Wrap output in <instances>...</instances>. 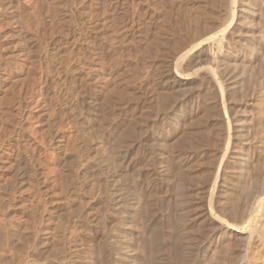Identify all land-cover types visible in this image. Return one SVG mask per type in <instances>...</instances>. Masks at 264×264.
Masks as SVG:
<instances>
[{"label": "rangeland", "instance_id": "rangeland-1", "mask_svg": "<svg viewBox=\"0 0 264 264\" xmlns=\"http://www.w3.org/2000/svg\"><path fill=\"white\" fill-rule=\"evenodd\" d=\"M196 1L197 0H187V2L186 0H0V264H65V262L66 264H72L73 259L71 258L79 259L80 264H108L110 262L111 250L107 242L110 239L109 235L113 236L112 230H114V227L117 225L114 224L115 222L117 223V216H115L112 203L109 201L110 199H105V196H108V187L105 183L106 181L103 179L105 175L103 172V174L97 173L101 172L99 168L101 159L99 153L94 151L92 147L97 140L95 135L97 133L93 132H97V130L101 128L100 126L102 125L103 127L104 125V129L102 128L103 132L104 134H108L110 131L111 134H108L109 138L108 135L106 137L111 141L113 138L112 134L115 137L117 136L116 133L120 134L122 131L124 134V132H126V127L124 125L129 122L130 124H126V126H128L126 130H129L128 133L133 131L131 135L138 136V131L135 132V129H138V124L136 123L139 119L137 121L134 115L139 114L138 111L141 109L142 105L149 104L145 101L149 99L152 102L155 101L154 98L150 96L154 97V95H156L155 90L158 91L161 78L158 76H161L162 74L160 73L163 71L159 69H163L161 65L166 57L165 52L167 48L164 47V45L162 46V43L159 44V40L162 39L163 44L166 42L163 39L165 38L167 42L169 40L173 41L172 44L177 42L174 43L176 46L177 44L189 46L190 42H186L188 40L190 41L189 35L184 34L187 33V30H185L186 24H184V18L191 7L197 6V3H195ZM201 1L208 2L210 0ZM185 6L189 9L187 10ZM52 7L56 10H53ZM54 11H56V13ZM177 14L179 15L177 16ZM182 15H184V17ZM179 35L181 36L178 37ZM171 41H169L170 43L168 42L169 45ZM167 42L165 44H167ZM58 45L62 46V49L65 51V56L67 55V61L66 57L64 59L63 70L67 73L66 77L68 79H66L64 83L58 78L59 72L54 68L53 62V60L55 61V48ZM157 46H159V48H157ZM176 46L174 45V47ZM151 47L156 50L159 49V51L156 52L157 54L152 51L154 49ZM19 51H21V53ZM162 54L164 55L163 57L161 56ZM150 55L154 56V58ZM154 66H156V68ZM148 71L151 72L148 73ZM185 73H188V71H185ZM156 78L159 79V81ZM152 88L153 90L155 89L154 93L150 92ZM68 90L70 92L74 91L71 92V96ZM73 95L77 96L75 98L78 101H76L78 103L80 102L75 107L69 104ZM205 100L206 99H203L200 95L193 98L192 102L195 103L191 102L189 107L193 104V107L196 108L195 110L193 108L195 116H192V120L194 123L190 125L192 121L189 120L191 119L187 120L189 124L185 122L188 126L184 127L186 128V132L183 130V135L185 137L182 135L183 138H179L182 134V132H180L176 139L179 141L174 142H178L177 144L179 145L180 143L182 146L188 145L190 140L198 138V136H200V139H203L200 141L198 138V142L196 139V142L194 141L197 143H194L195 146L198 145V147L194 149V151L196 150V155L195 161L193 160L194 164L191 162L193 165L191 164V169H189L190 173L188 172L190 164L189 167H184V170H180V174L184 176L182 178L186 182H182L181 175L178 174L176 170L177 174L180 175L178 176V181L181 179V182L184 184L180 185L181 182H178V184L182 186L179 187L180 189L178 187L176 188V185H178L176 182L175 189L172 187L173 189L171 188L165 192L164 190L166 187L164 181H156L155 184H153L154 186L156 185L155 187L153 186L154 189L151 188L152 193H148L151 197L148 196L147 198V202H149L148 199H153L151 200L153 206H150L152 203L149 202L151 204L149 206L145 205V207L148 206V208L144 207V209H148L150 212L144 209L142 212L144 217H146L145 213L149 215L145 220L142 216L141 223L145 221V225L143 226H149V228L146 226L145 230L148 231V229L150 230L153 227L152 230H150L153 232L144 231L143 233L146 234L141 232L143 234L142 238L140 236L143 240L142 242L148 239V247H146L145 242L142 243L143 246L145 245L143 248H146L148 253L150 252L149 249L152 250L153 248L154 250L157 248V254H159V250L163 251L162 253L160 251L162 257L160 254V257L155 255L154 250L150 253L152 257L156 256L153 258L157 260L158 263V260H160L159 264H170L169 259H171V255L170 258L168 257L172 247V241L170 242L172 238L170 237L172 236V232L177 230L176 227H178V230L181 227L186 230L187 223L184 220L188 217L185 218V216H196L197 222L201 220V212L198 213L199 210H194L190 205H186L185 191L188 190V184L190 185L191 183V180H189L190 177L192 183L189 188L197 187L196 189L201 192L200 190H202V186H204L203 182L207 180V178H203L202 180V177H209V171L211 169L213 170L217 162L216 154L218 155L221 150L220 146H222V144H220V141H222L224 129L222 125L225 127L223 110L221 106L217 107V111H215L216 107L212 110L211 105H208V100H206L207 102ZM151 101L150 103H152ZM228 101L229 104L232 103V94H230ZM205 102L207 104H205ZM225 103L227 105V101ZM85 106H87L86 108L88 110ZM208 106H210L211 110ZM71 107H73V109ZM206 107H208V109ZM132 109L134 111H132ZM204 110H209L211 112L204 113ZM219 111L221 112V117H218V115H220ZM130 112H132L131 115ZM212 112L213 114L216 112L218 113L217 115H213ZM126 113H128V115ZM203 114H207V116ZM113 115L116 116L113 117ZM124 115L126 116L124 117ZM211 115L214 117H211ZM127 116H130V118L132 117V120L135 119V122L131 123L132 120L130 122ZM200 116L202 117L201 121ZM213 118H215V120ZM217 118L219 119L217 120ZM103 119L107 120L104 121ZM197 120L199 124L196 122ZM128 124L131 128H129L130 126ZM110 126L111 129H109ZM133 127H135V129ZM102 129H100V131ZM114 129L116 130L115 133L113 131ZM197 129L198 131L196 132L195 130ZM217 129L219 131L221 130V138L218 137L216 133L218 132L216 131ZM117 130L121 131L118 132ZM212 132L217 135V140L211 135ZM190 133L192 138L187 140ZM195 133H197V137L194 138L193 136H196ZM120 135L113 139H119ZM210 137H212V141H217H215L216 143L213 141L217 148L214 146L213 142H211L213 145L208 142V139L210 141ZM123 138L125 137L122 136L119 141L121 139L123 140ZM119 141H113V143ZM180 141H182V143ZM117 144L118 143H116V145ZM177 144L176 146H178ZM194 144L192 145V149L194 148ZM199 146H201V148ZM213 146L214 148L212 149L211 147ZM205 158H207L206 161L208 166L206 161H204ZM94 166L96 167L94 168ZM175 167L176 165H172L173 169ZM81 169L84 171L82 172ZM206 170L208 172H206ZM203 171L205 172L203 173ZM93 172H96V175ZM189 174L194 178L189 176ZM204 174L205 176H203ZM75 175L77 176L74 177ZM82 179H84V182H82ZM186 183H188L187 189L184 191L183 187ZM98 184H100L99 187ZM103 186H105V188ZM99 188H104L102 189L104 191ZM151 190L149 191L151 192ZM175 190L178 192H174ZM179 191L182 192L180 193L182 195L178 194ZM153 194L155 198H153ZM179 195L180 197L177 199ZM159 200H161L162 203ZM105 203L106 205H104ZM187 207L192 209H187L186 212L184 208ZM151 208H153V211ZM222 208H216V216L225 215L224 207ZM220 210L223 211L220 213ZM95 216L96 218L99 217L97 221L92 218ZM159 217L161 221H159ZM56 220L58 221L55 222ZM92 221L94 223H92ZM172 221L175 222L172 223ZM62 224H65V226ZM168 224L171 227H175L171 228ZM157 225L159 226L156 227ZM54 227L55 231L51 232L52 229L54 230ZM43 228L46 229L45 232H43ZM182 228L180 230L183 237L181 233L180 235L183 239L181 237L180 239L181 241L183 240L181 245L184 247L183 232L185 230ZM197 229L200 230L199 227ZM168 232L171 233L170 237V233ZM150 235H152V237H150ZM156 235L158 236V238L156 237L157 240L155 239ZM41 236L48 238L44 237V241L47 242L43 241V243L47 247L50 246L48 248L49 250L46 249V246L44 247V244L38 239ZM163 239H169V244L166 243L167 240L165 242ZM154 241L157 242L155 243ZM160 242L162 244H160ZM153 243H155V246L158 243L156 248ZM38 244L42 245L39 246ZM70 244L73 246L71 247ZM165 244L167 245L165 246ZM168 245H171V247H167ZM158 246H165L164 249L167 251L169 249L170 252L168 251V253H166L167 251L164 252V250L161 247L160 249ZM39 249L44 252L46 251V254L43 251L40 252ZM108 250L110 255L107 253ZM143 251L140 250L137 256L141 258L142 254V258H144L146 251ZM42 252L43 254H41ZM163 254L166 255L168 260H166L167 258ZM185 255L186 252L184 249L183 251L181 250L180 264H185ZM108 256L110 258H108ZM139 257H137L135 263L138 262L142 264V259L139 260ZM147 257L148 256H145L143 260L144 264L149 263V260L145 261V259H148ZM60 258L63 260L59 261ZM76 259L75 261L73 260L74 264L75 262L77 264ZM67 260L70 262L68 263ZM153 260L150 259L149 264H152L154 262ZM157 262L155 261V264H158ZM109 264H111V262Z\"/></svg>", "mask_w": 264, "mask_h": 264}, {"label": "bare ground", "instance_id": "bare-ground-1", "mask_svg": "<svg viewBox=\"0 0 264 264\" xmlns=\"http://www.w3.org/2000/svg\"><path fill=\"white\" fill-rule=\"evenodd\" d=\"M186 2H187V0H186ZM23 3H26V2H23ZM195 3H197V6L194 7L192 4L193 7H191L190 9L188 8L189 11H188L186 17L184 18L185 21L183 20L185 22L184 24H186L185 30H187V33H184V34L189 35V38H190V41L189 40L186 41V42H190L189 46H184L183 44L182 45L177 44V46L178 45L180 46V48H179V46L177 47L176 44H174L177 42L173 43L176 46V47H174V45L172 44L173 41H171V40H169V41H171L172 45L171 44L169 45L168 44L169 41L167 42V40L165 38H163V39L167 42V44H165L166 42L163 44L162 39L159 40V44L162 43L161 45L162 46L164 45V47L167 48V50L165 52L166 57H165V59L163 58L164 62H162L160 60L162 62L161 68H163V69H159V70H163V71H161L162 73L158 72V73L162 74L161 76L157 75L159 78L160 77L161 78H160L158 91H156L154 89L156 95H154V97L150 96V97L154 98L155 101L152 102L148 98L149 100H147L145 102H148L149 104H145L142 106L140 104L141 109L140 110L138 109L139 114L134 115V116H136L135 119H137V121L139 119L138 122L136 121L137 122L136 124H138V126L137 125L136 126L139 130L135 129V127H133L135 129V132H137V131L140 132V133L137 132L138 136H135L133 134L131 135V132L133 133V131H130V133H128L129 130H126L128 128V126H126V124L129 122H127L124 125L126 127V129H125L126 132H124L125 135L123 134V132L121 130H119L122 132V134H121V132H120V134L125 137V138H123V140L121 139L119 141V139L122 138V136L118 133H116L117 136H115V137H118V135H120L119 136L120 138L119 139L116 138L114 140L113 138H115V137L112 134L113 141H119V142H116V143H118L117 145H116V143H113L112 139H111V141L108 140V138H109L108 134H111L110 131L108 134H104V132H103L104 125H103V127L101 125L100 126L101 128H99L98 129L99 131L97 130V132H93L91 129V131L93 133H97V134H95L97 137V140L94 142L92 147H93L94 151L99 153V156L101 159V161L99 163V168H100L101 172H97V173H101V174L104 173V175H105V176L103 175L104 176L103 179L106 181L105 183L108 187V189H107L108 190V196L106 195L105 199L106 198H108L107 200L110 199L109 201H111V203H112V206H113V209L115 212V216H117V219H116L117 223L114 221L115 222L114 224H117V225H116V227H114L115 229L112 230L113 236L109 235L110 239L107 242V243H109V247L111 250L110 251L111 252V260H110L111 264H139L138 262L135 263L137 257H139V256H137L139 254V251L140 250L143 251L144 249L145 250L143 252L146 251V248H143V247L145 245H146V247H148L147 246V244H148L147 240L148 239L145 238L146 241L142 242L143 240L141 238H142L143 234H146V233H143L144 231H146L145 230L146 226L148 228H149V226L146 225L144 227L143 225H145V221H144V223H141V220H142V216H143L142 212H143L145 205L149 206L152 203L151 200H153V199H150V200L148 199V201L151 202V203H149V202H147V198H148V196L151 197L150 195H148V193H150V194L152 193L151 188H153V186H154L153 184H155V182L158 180H163L164 185L166 187L164 191L167 192V190L171 189L172 187H174V189H175V185H176L175 183L177 182V184H178V182H181V179L183 180L182 182H186L182 178L184 176L180 174V170L183 169L184 167L185 168L189 167V164H190V167L188 168V172L190 173L189 169H191V166L194 164L193 160L195 159V155H196V153H195L196 150L194 151V149L196 147H198V145L195 146V144H197L195 142L198 140V138L200 136H198V138H195V137H197V133H195L196 136H193V137L196 139V141H195V139L190 140L191 142L193 141L192 142L193 144L195 143L193 146L194 147L193 149H192L193 144L190 141H189L190 145L188 142V145H182V146L180 145V143L178 145L177 144L178 142L177 143H174V142L179 141L176 139H177L180 132H182V134L179 138L185 137L183 135L184 134L183 130H185V132H186V128H184V127L188 126V125H186L188 123L187 120L191 119V120H189V121H192V122H190V125H191V123H194V121L192 120V116L195 113V112H193L194 107H193V104L189 107V104L193 101V98L197 95H200L203 99L208 100V105H211L212 110L216 107L215 111H217L216 110L217 107H219V106L222 107L223 117L225 118V121H224L225 127H224V125H222L224 129L221 128V129H223V136L221 134V130L220 131L218 129L216 130V131H218V132H216L218 137L221 138V136H222V141L219 140L220 144H222V146H220L221 150L218 153L219 156L216 154V156L218 158L216 157L217 162L215 163L216 164L215 167L213 168V170L211 169L212 171L209 169L210 170L209 171V174H210L209 177L208 176L202 177V180H203V178H207V180L208 179L209 180L208 181L206 180V182L204 181L206 184L203 182L204 186H202V190H200L201 192H199L196 189L197 187L194 188L192 186L193 188H189L191 183H192V179H190V177H189V180H191L190 185L188 183H186V185L183 187V190L185 191V189H187V184H188V190L185 191L186 195L183 194V195H185V198H186L185 199L186 205H190L194 210H199L198 213L201 212V214L204 216L201 215V218L199 217L201 219L199 222H197L196 216H185V218L188 217L186 220H184L187 223V228L185 230L184 228L181 227L183 230H185L183 232L184 233V242H183L184 247H182V245H181L183 240L181 241V239H180V237H181L180 233L182 234V232L180 230L181 228L179 229L180 230V232H179L178 227H176L177 230L175 229L176 231L172 232V236H171V233L168 232V233H170L169 237L171 236L170 238H172V240H170V242L172 241V247H171V245L167 246V247H171V249H170L171 252L168 249V251L170 252L168 257L170 258V255H171V259H169L170 260L169 262H170V264H180L181 250L183 251V249H184V251L186 252L185 264H264V0H210L208 2L197 0ZM188 7H190V6H188ZM52 9L54 10L55 8L52 7ZM186 9H187V7H186ZM173 11H175V10H173ZM54 12L56 13V11H54ZM164 13H166V12H164ZM178 15L179 14H177V16ZM180 16H181V14H180ZM182 16L184 17V15H182ZM166 19H167V17H166ZM175 22H177V21H175ZM184 24H183V27H184ZM178 29H179V27H178ZM163 31H164V28H163ZM180 36L181 35H179L178 37H180ZM176 40H179V39H176ZM186 40H187V37H186ZM174 41H175V38H174ZM180 42H181V40H180ZM146 44H147V42H146ZM153 46H155V45H153ZM182 46H184V47H182ZM151 48H153V47H151ZM157 48H159V46H157ZM154 50H152V51L155 53L159 51V49L158 50L154 49ZM160 51H161V49H160ZM19 52L21 53V51H19ZM149 52H150V50H149ZM151 54L154 55L153 53H151ZM54 55H55V61L53 60L54 68L56 69V71L59 72V76L57 74L58 78H60V81L62 80L64 83L66 81V79H68L66 77L67 73H65L63 70L64 59L67 55L65 56V51L62 49V46H59V45L55 48V54ZM152 55H150V56H152ZM161 56L163 57L164 55L162 54ZM161 56H160V58H161ZM152 57L154 58V56H152ZM153 58H151V59H153ZM158 59H159V57H158ZM66 61H67V57H66ZM157 66H159V65H157ZM144 67H146V66H144ZM154 67L156 68V66H154ZM148 70H149V68H148ZM185 71H188V73H185ZM150 72L151 71H148V73H150ZM55 73H57V72H55ZM152 73H154V72H152ZM147 78H148V75H147ZM157 80L159 81V79H157ZM152 81H154V80H152ZM152 85H153V83H152ZM148 86H149V83H148ZM154 87L156 88L155 85H154ZM69 88H67V89H69ZM153 88H152V90H153ZM81 89H82V87H81ZM152 90L150 92L154 93V90L153 91ZM68 92H70V91L68 90ZM71 92H74V91H71ZM71 92H70V96L72 94ZM150 92H149V94H150ZM230 94L233 95V101H231L232 103L229 104L228 100H229ZM74 95H76V94H74ZM74 95L70 99L69 104L71 106L75 107L80 102L79 103L77 102L78 100L75 98L77 96H74ZM225 99L227 101V105L225 103L226 102ZM82 100H84V99H82ZM150 101L152 103H150ZM93 102H94V100H93ZM201 102H204V101H201ZM206 102H205V104H207ZM192 103H195V102H192ZM86 107L87 106H85V108ZM208 107L210 108V106H208ZM208 107H206V108L208 109ZM71 108L73 109V107H71ZM77 109H79V108H77ZM133 109H136V108H133ZM133 109H132V111H134ZM195 109L196 108H194V110ZM210 110H211V108H210ZM207 112H211V111L207 110L204 113H207ZM118 113H119V111H118ZM128 113H129V111H128ZM128 113H126V114L128 115ZM131 113L132 112H130V115H131ZM217 113L218 112L213 114V112H212L213 115H217ZM203 115L207 116V114H203ZM213 115H211V117ZM86 116H88V115H86ZM115 116L113 115V117H115ZM125 116L126 115H124V117ZM218 117H221V112H220V115H218ZM127 118H129V120L131 122L132 117L130 118V116L129 117L127 116ZM201 118L202 117L200 116V121H201ZM96 119H98V118H96ZM111 119H109V120H111ZM135 119H133L131 123L135 122ZM213 119L215 120V118H213ZM218 119L219 118H217V120ZM83 120H84V118H83ZM85 120H86V117H85ZM106 120H104V121H106ZM129 120H127V121H129ZM124 122H126V121H124ZM185 122H187V123L185 124ZM196 122L198 123V120ZM203 122H201V123H203ZM210 122H212V121H210ZM212 124H211V126H212ZM221 124H222V122H221ZM132 125H134V124H132ZM202 125H204V124H202ZM216 125H217V123H216ZM120 126H121V124H120ZM91 128H93V127H91ZM129 128H131V126ZM100 129H102V130L100 131ZM109 129H111V126ZM115 129H117V128H115ZM115 129L113 130L114 133L116 131ZM195 131L197 132L198 129ZM105 133H106V130H105ZM187 134L189 135L188 131H187ZM213 134H214V132H212V134H211L213 136V138L214 137L216 138L217 135L216 134L213 135ZM107 135H108V138L106 137ZM130 135L133 138H135V137L136 138L133 139ZM182 135H183V137H182ZM96 137H95V139H96ZM188 137H189L188 139L186 138L187 140L192 138L191 133H190V136H188ZM211 138L212 137H210V141L208 139V142H210V143L214 141V140L212 141ZM201 139H200V141H201ZM217 139L218 138H216V140ZM180 140H182V139H180ZM187 140H185V141H187ZM180 142L182 143V141H180ZM215 143H214V146H215ZM176 144L180 147L176 146ZM218 144H219V142H218ZM214 146L211 148L213 149ZM199 147L201 148V146H199ZM215 147L217 148V146H215ZM202 151H204V150H202ZM216 151H218V150H216ZM88 160H90V159H88ZM98 160H99V158H98ZM206 160H207V158H205L204 161H206ZM97 163H98V161H97ZM206 163H207V161H206ZM206 163H204V164H206ZM200 164H201V162H200ZM91 165H92V163H91ZM172 165H176L177 168L175 167L176 169L175 168L173 169ZM207 166H208V163H207ZM95 167L96 166H94V168ZM86 170H88V169H86ZM175 170L181 176L178 175ZM207 170H206V172H208ZM83 171L84 170H82V172ZM201 171H202V169H201ZM204 172L205 171H203V173ZM98 175H97V177H98ZM76 176L77 175H75L74 177H76ZM85 176H87V175H85ZM178 176L181 177L180 181H178L179 180ZM189 176H191V175L189 174ZM203 176H205V174ZM192 178H194V177H192ZM82 180H83L82 182H84V179H82ZM102 182H103V180H102ZM158 182H160V181H158ZM182 182L180 183V185L183 184ZM99 185L100 184H98V187H99ZM178 185H176V188L182 187V186H180V185L178 186ZM73 186H74V184H73ZM103 187L105 188V186H103ZM104 188H102V189H104ZM99 189H101V188H99ZM149 190H151V192ZM102 191H104V190H102ZM174 192H176V190ZM180 193H182V192L179 191L178 194H180ZM100 195H102V194H100ZM180 195H182V194H180ZM180 195L177 196V199L180 197ZM169 196H167V197H169ZM153 198H155L154 194H153ZM159 201L162 203L161 200H159ZM146 202H147V204H146ZM154 202H155V199H154ZM174 203H176V202H174ZM104 205H106V203ZM148 206L145 208H148ZM150 206H153V203ZM221 206L224 207L225 215L224 216H220V215L216 216L215 210H216V208L217 209L222 208ZM218 207H220V208H218ZM192 208L187 207L184 209L187 212V209L190 210ZM151 209L153 211V208H151ZM162 209H164V208H162ZM146 210L148 212H150L148 209H146ZM152 211H151V213H152ZM164 211H166V210H164ZM221 211H223V210H220V213H221ZM167 212H169V211H167ZM151 213H150V215H151ZM108 214H110V213H108ZM147 214L145 213L146 217L143 216L144 220H145V218H147V216H149ZM184 214H185V212H184ZM172 217H174V216H172ZM92 218H94V220L97 221L98 220L97 218H99V217L96 218V216H95ZM180 218H184V217H180ZM79 219H81V218H79ZM88 219H90V218H88ZM90 220H88V221H90ZM166 220H168V219H166ZM57 221L58 220H56L55 222H57ZM159 221H161L160 217H159ZM99 222H100V220H99ZM174 222L172 221V223H174ZM92 223H94V222L92 221ZM65 224H62V225L65 226ZM56 225H57V223H56ZM159 225H161V224H159ZM159 225H157L156 227H158ZM168 226H169V224H168ZM169 227H171V226H169ZM174 227L175 226H173L171 228H174ZM183 227H185V226H183ZM198 227L200 230L197 229ZM152 228L150 230H152ZM45 230L46 229H44L43 232H45ZM150 230L148 229L149 232H153ZM52 231H55V227H54V230L53 229L51 230V232ZM148 231H146V232H148ZM63 232H64V230H63ZM156 233H160V232H156ZM53 234H54V232H53ZM147 234H150V233H147ZM110 236H112V237H110ZM140 236H141V238H140ZM44 237L41 236L38 238V239H40L42 244H44L43 243L44 239L47 238V237H45V238ZM150 237H152V235H150ZM156 237L158 238V236L157 235L155 236V239L157 240ZM182 237H183V234H182ZM107 239H108V237H107ZM155 239H153V240H155ZM163 240L166 242L167 239H163ZM168 240L166 243L169 242ZM158 241H159V239H158ZM164 241H163V243H164ZM44 242H47V241H44ZM145 242H146V244L143 246L142 243H145ZM155 243H153L154 246H155ZM71 244H70V246H71ZM160 244H162V243L160 242ZM41 245H39V246H41ZM157 245H158V243L156 244V246ZM166 245L167 244H165V246ZM45 246L46 245L44 244V247ZM156 246H155V248H156ZM165 246L164 247L158 246V247L159 248L161 247L164 250V252H166L167 250L164 249ZM49 247L46 246V249H48ZM96 248H98V247H96ZM181 248H183V249H181ZM41 249L45 250L44 248H41ZM41 249H39L40 252L43 251ZM152 250H154V248ZM152 250L149 249L150 252L148 253V251H146V253H145L146 254L145 256H148L147 257L148 259H145V261L149 260L148 261L149 263H150V259L153 260L156 257V256L155 257L153 256L154 257L153 258L150 255V253H152ZM156 250H157V248H156ZM156 250H154L155 255L159 256L161 250L158 249L159 254L156 253L157 252ZM168 251L166 253H168ZM43 252L41 254H43ZM143 252H141V253H143ZM162 252L163 251H161V253ZM104 253H105V251H104ZM107 253H109V250ZM166 253H164V254H166ZM147 254H149V255H147ZM109 255H110V253H109ZM160 255L162 257V254H160ZM166 255H168V254H166ZM166 255H164V256L166 257ZM41 256H39V257H41ZM143 256H144V254H143ZM145 256H144V258H145ZM65 257H67V256H65ZM75 257H77V256H75ZM61 258L59 259V261L63 260ZM108 258H110V257L108 256ZM144 258H142V254H141V258L139 257V260L142 259V261H141L142 264H144L143 263ZM43 259H44V257H43ZM71 259H73L75 261L76 258L75 259L71 258ZM68 260H67V262L69 263L70 261H68ZM73 260H72V264H74ZM76 260H77V264H80V260L79 259H76ZM166 260H168V258ZM153 261H154L153 262L154 264H155V261L157 262V260H155V259ZM158 261L160 263V260H158ZM164 261H165V259H164ZM34 263H35V259H34ZM161 263H162V261H161ZM65 264H66V262H65ZM75 264H76V262H75Z\"/></svg>", "mask_w": 264, "mask_h": 264}]
</instances>
